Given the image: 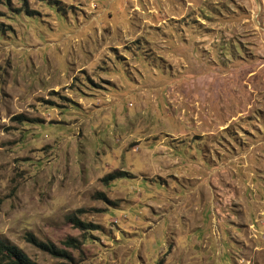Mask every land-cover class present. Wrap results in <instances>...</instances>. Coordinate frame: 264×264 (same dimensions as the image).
I'll return each mask as SVG.
<instances>
[{
    "label": "rangeland",
    "instance_id": "1",
    "mask_svg": "<svg viewBox=\"0 0 264 264\" xmlns=\"http://www.w3.org/2000/svg\"><path fill=\"white\" fill-rule=\"evenodd\" d=\"M0 239L264 264V0H0Z\"/></svg>",
    "mask_w": 264,
    "mask_h": 264
},
{
    "label": "trees",
    "instance_id": "2",
    "mask_svg": "<svg viewBox=\"0 0 264 264\" xmlns=\"http://www.w3.org/2000/svg\"><path fill=\"white\" fill-rule=\"evenodd\" d=\"M115 175L116 174H109L105 177V179L113 178ZM69 219L76 227L80 228L84 232L89 231L93 227L92 223H87L77 216L70 215ZM26 237H28V239H30V241H32L37 247L62 257L68 256L69 248L79 249L81 246V241L75 236H68L63 240L65 245L64 248L57 246L51 241L39 240L32 235ZM0 264H37V262L33 260L20 246L5 239H0Z\"/></svg>",
    "mask_w": 264,
    "mask_h": 264
}]
</instances>
